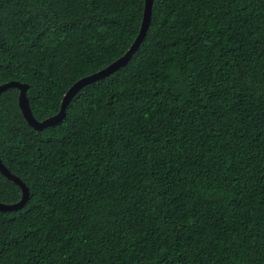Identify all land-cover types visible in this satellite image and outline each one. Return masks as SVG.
Returning <instances> with one entry per match:
<instances>
[{"label":"trees","instance_id":"obj_1","mask_svg":"<svg viewBox=\"0 0 264 264\" xmlns=\"http://www.w3.org/2000/svg\"><path fill=\"white\" fill-rule=\"evenodd\" d=\"M146 0H0V85L34 117L123 56ZM0 94V157L28 186L0 264H264V0H153L130 61L37 130ZM21 187L0 172V202Z\"/></svg>","mask_w":264,"mask_h":264},{"label":"water","instance_id":"obj_2","mask_svg":"<svg viewBox=\"0 0 264 264\" xmlns=\"http://www.w3.org/2000/svg\"><path fill=\"white\" fill-rule=\"evenodd\" d=\"M152 7H153V0H146L145 3V11L143 15V21L142 26L140 29V32L135 39L134 43L131 45L130 49L120 58L115 60L113 63L108 65L107 67L91 74L88 76H85L81 79H79L77 82H75L69 90L64 95V98L62 100V105L59 113L56 115L50 116L44 120H37L30 107L29 98L27 96V90L28 85L25 83H21L19 81H9L7 83H4L0 85V94L11 87H16L20 90L19 93V106L28 121V123L34 127L37 130H43L44 128L48 126L55 125L59 123L66 115V108L72 98L86 85L93 83L97 80L103 79L104 77L114 73L118 69H120L122 66L126 65L131 57L134 55V53L139 49L142 42L144 41V38L147 34V31L151 24L152 19ZM0 172L5 175L7 178L11 179L15 183H17L21 189H22V199L18 201L17 203L12 204H6L0 202V211H11V210H19L21 209L29 199L30 191L28 186L25 184L24 181L15 174H13L6 166L3 164L2 159L0 157Z\"/></svg>","mask_w":264,"mask_h":264}]
</instances>
